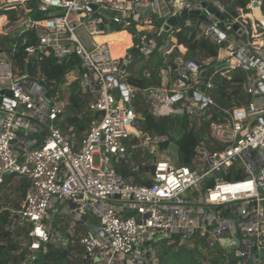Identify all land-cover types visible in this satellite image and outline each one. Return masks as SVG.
<instances>
[{
  "label": "built area",
  "instance_id": "1",
  "mask_svg": "<svg viewBox=\"0 0 264 264\" xmlns=\"http://www.w3.org/2000/svg\"><path fill=\"white\" fill-rule=\"evenodd\" d=\"M256 1L233 17L217 0H0V35L14 38L0 49V181L8 174L29 181L21 207L13 210L16 221L32 224V253L22 264H31L50 240L47 220L63 207L60 200L78 221L94 220L79 238L92 264L155 262L154 243L173 235L220 247L226 261L233 253L239 264L263 263L264 20L252 17L253 9L261 10L262 1ZM185 10L198 15L162 35L167 20ZM233 24L244 30L241 44ZM184 29L216 45L218 55L172 57L170 35ZM122 32L131 44L114 56L107 37ZM154 52L164 83L148 87L145 102L157 116L201 120L216 105L211 90L217 73H254L244 83L249 100L210 120L208 138L190 165L157 159L151 183L135 185L116 171L113 158L123 157L134 137L143 145L144 116L134 105L139 88L130 78L138 75L134 68L150 75L145 64ZM49 57L69 65L63 86L78 81L94 113L79 141L58 125L67 100L60 82L43 69ZM138 57L144 58L139 67ZM228 171L242 177L222 178Z\"/></svg>",
  "mask_w": 264,
  "mask_h": 264
},
{
  "label": "trees",
  "instance_id": "2",
  "mask_svg": "<svg viewBox=\"0 0 264 264\" xmlns=\"http://www.w3.org/2000/svg\"><path fill=\"white\" fill-rule=\"evenodd\" d=\"M226 11L233 17L239 15L240 10L246 12L250 0H217ZM261 11L264 13V0H261ZM2 13V11H0ZM233 31V29H232ZM173 43L186 44L187 49L184 53L185 58L202 59L218 55V47L207 40L199 37L189 29L176 32ZM14 41L11 35H0V49L8 47L9 42ZM144 58H136V62L141 64ZM135 62V63H136ZM75 63V61H74ZM43 69L47 76L56 79L62 85L63 96L67 100L66 111L58 122L65 135L75 133L76 141H79L87 131L94 113L87 107V98L80 88L78 81H74L69 86H63L66 82L68 72L66 64H58L53 57L43 60ZM161 60L158 54L153 53L145 64L150 71V75L145 77L141 75L142 69H133L138 75H133L130 81L139 88V94L135 101V109L142 112L144 119L141 130L151 138L158 140L159 147L162 149L175 147V163L179 165H190L192 159L198 154V146L202 141L208 138L207 126L210 120L219 116L218 113L224 108H232L249 100L245 93L244 83L246 78L253 75L252 70H243L241 68L230 69L229 77L217 73L213 81L211 95L216 105L209 110V115L198 120L184 116L163 115L157 116L151 112L145 102V91L152 85H162L163 81L159 76ZM137 67H139L136 64ZM144 67V66H143ZM140 140L137 137L127 142V153L123 157H114L113 164L116 171L130 183L135 185H149L151 183V174L153 166L146 161V156L140 158V148L137 144ZM145 153L147 154L148 151ZM149 155V154H148ZM222 178L231 179L233 177H242V174H234L228 171L222 174ZM18 177L17 188L24 197L29 181L26 177L17 174H8L2 177L0 181V264H22L32 253L30 244L32 237L30 231L32 224L30 222L19 223L16 221L13 210L21 207V201H11V195L2 194V189L13 178ZM214 180H210L212 185ZM4 203L5 206L2 204ZM51 228V238L43 243L41 251L31 264H92L91 257L85 253L79 242L74 243L77 235L68 228L56 226ZM56 229L62 232L61 237L53 238ZM83 229V228H82ZM173 240L169 242V240ZM178 235L168 238H161L154 243L156 261L149 264H239V259L235 254H229L230 259L222 256V250L219 247L208 248L198 246L196 241L183 240ZM192 242V243H191ZM264 264V257L263 263Z\"/></svg>",
  "mask_w": 264,
  "mask_h": 264
},
{
  "label": "rangeland",
  "instance_id": "3",
  "mask_svg": "<svg viewBox=\"0 0 264 264\" xmlns=\"http://www.w3.org/2000/svg\"><path fill=\"white\" fill-rule=\"evenodd\" d=\"M261 15L264 16L262 11H261ZM259 18H261V17H259ZM142 61H144V60H142ZM136 64L138 66H141V64H139L137 62H136ZM68 79H69V81H73L74 77L69 76ZM114 91H115V94L120 95V91L117 88H115ZM142 140H143V145H137V146H139L137 148H140V150H139L140 155L139 156H140V158H143L144 156H146V161H148L151 166L154 165V163L157 159L170 160L171 162L175 163V159H174L175 147L171 146L169 148L162 149L159 147L157 139L152 140L151 137H148L146 135H145V137L142 136ZM145 149H147L146 151H148L147 154L145 153ZM18 183H19L18 177L13 178L9 183H7V185L2 189L1 192H2V194H5V193L10 194L11 195V201H21V203H22L24 200V197L21 195L20 190L17 188ZM2 204L5 206L4 203H2ZM57 204H61V206H63V208H65L67 206V201L66 200H60V201H58ZM62 213L63 212H60V213L54 212L53 215H54L55 225L56 226H62V227L64 226L70 230L72 228H75V229L71 230L72 232H74L77 235V237L74 240V243L79 242V238L85 230L84 228L82 229L81 222L78 221L76 218H74L69 213L65 212L64 213L65 216ZM60 216H63V218L61 220L62 222L59 221V218L61 219ZM52 219H53V217L51 218V220ZM77 228H78V230H76ZM53 233H54L53 238H56V240H57V238L61 237L60 234L62 232H60L59 229H56L55 232H53ZM187 239L191 240V241H195V240H192L190 238H187ZM171 241H173V240L170 239L169 242H171ZM198 244H199L198 246H200V247H204V245H205L204 242H200ZM121 256H122V254L120 253L119 257H121Z\"/></svg>",
  "mask_w": 264,
  "mask_h": 264
},
{
  "label": "crops",
  "instance_id": "4",
  "mask_svg": "<svg viewBox=\"0 0 264 264\" xmlns=\"http://www.w3.org/2000/svg\"><path fill=\"white\" fill-rule=\"evenodd\" d=\"M167 12V8L165 7V6H163L162 7V13H166ZM251 14H252V17L255 19V18H259V17H264V16H262L261 15V10L260 9H253V11H251ZM175 34L176 32H172L171 33V35H170V37H171V39H172V41H173V39L175 38L174 37V35H172V34ZM111 35H113L112 33L110 34V36ZM153 38L155 39V41H156V43H157V45H161V39H159V38H157L156 36H153ZM234 38H236V42L238 43V44H241L242 43V41H243V38L240 36V35H238L237 33H234ZM175 44V43H174ZM186 49H187V46H186V44H175V48H174V54L172 55V57H176L177 55L179 56V55H184V53L186 52ZM155 53V52H154ZM151 54H153V53H151ZM150 54V55H151ZM157 54V53H156ZM142 62H144V61H142ZM159 72H161L160 70H159ZM164 74V72H161V75H163ZM161 79H162V81H163V83H164V80H163V78L161 77ZM54 212L56 213H60V212H63L62 214L65 216V210H64V208L63 207H60L59 208V206L57 207V208H55V209H53L52 210V212H51V216H50V218L47 220V223L50 225V231H51V228H53L54 226ZM53 217V219L51 220V218ZM61 217V219L59 218V221H61L62 220V218H63V216H60ZM89 222L90 221H94L93 219H89L88 220ZM62 222V221H61ZM88 222V223H89ZM88 223H86V222H81V225H82V228H84V229H86L87 227H88ZM72 229H75V228H72ZM71 229V230H72ZM70 230V229H69ZM70 230V231H71ZM76 230H78V228L76 229ZM85 231V230H84ZM72 232V231H71ZM51 234V233H50Z\"/></svg>",
  "mask_w": 264,
  "mask_h": 264
},
{
  "label": "water",
  "instance_id": "5",
  "mask_svg": "<svg viewBox=\"0 0 264 264\" xmlns=\"http://www.w3.org/2000/svg\"><path fill=\"white\" fill-rule=\"evenodd\" d=\"M254 4L257 5L258 2L256 0H254ZM204 5H206V3L204 2ZM209 10L212 11L213 13H215L217 16L219 17H224L223 15H221L220 11H218L214 6H210ZM198 15V11H183L179 16H171L167 22L164 24L163 26V31H162V35H165L167 32L171 31L173 26H176L179 21L187 18V17H196ZM233 30L236 31V33L238 35H240L243 39L246 38L245 34H244V30L242 28L239 27L238 24H233L232 26ZM114 29V28H113ZM28 73L32 76L34 73V68H33V63L29 62L28 63ZM210 73H208L206 81L208 80V78L210 77ZM205 88V86H203V89ZM224 242H226V240H224ZM260 257L263 258L264 257V252H260Z\"/></svg>",
  "mask_w": 264,
  "mask_h": 264
},
{
  "label": "bare ground",
  "instance_id": "6",
  "mask_svg": "<svg viewBox=\"0 0 264 264\" xmlns=\"http://www.w3.org/2000/svg\"><path fill=\"white\" fill-rule=\"evenodd\" d=\"M262 19L264 20V17H262ZM107 39L111 43L112 53L114 56L123 55L125 49L131 44L130 36L126 32L113 34L107 37Z\"/></svg>",
  "mask_w": 264,
  "mask_h": 264
}]
</instances>
